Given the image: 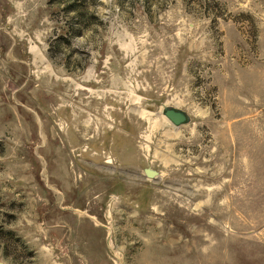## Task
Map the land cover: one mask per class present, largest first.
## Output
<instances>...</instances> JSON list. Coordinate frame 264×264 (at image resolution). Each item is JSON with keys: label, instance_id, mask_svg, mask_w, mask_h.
I'll return each instance as SVG.
<instances>
[{"label": "rangeland", "instance_id": "374dc122", "mask_svg": "<svg viewBox=\"0 0 264 264\" xmlns=\"http://www.w3.org/2000/svg\"><path fill=\"white\" fill-rule=\"evenodd\" d=\"M0 264H264V0H0Z\"/></svg>", "mask_w": 264, "mask_h": 264}, {"label": "water", "instance_id": "95a60500", "mask_svg": "<svg viewBox=\"0 0 264 264\" xmlns=\"http://www.w3.org/2000/svg\"><path fill=\"white\" fill-rule=\"evenodd\" d=\"M162 114L173 126L176 127L181 126L187 122V116L185 115V113L179 110L166 108L164 109ZM143 173L148 179H152L157 175L155 171H152L150 169H144Z\"/></svg>", "mask_w": 264, "mask_h": 264}]
</instances>
